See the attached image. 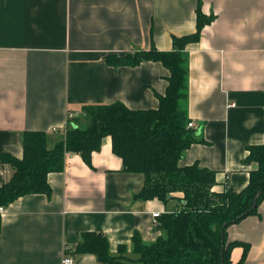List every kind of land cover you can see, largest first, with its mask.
Listing matches in <instances>:
<instances>
[{
  "label": "crops",
  "instance_id": "0c3cea01",
  "mask_svg": "<svg viewBox=\"0 0 264 264\" xmlns=\"http://www.w3.org/2000/svg\"><path fill=\"white\" fill-rule=\"evenodd\" d=\"M198 7L213 16L185 48L186 111L201 142L178 166L214 172L216 191H242L256 168L244 164L248 149L264 144V0H0V154L21 159L25 132H45L52 148L68 121L84 123L85 106L157 109L168 70L157 62L114 68L105 57L171 51L173 37L195 32ZM11 174L0 163V186ZM47 182L49 196L20 197L0 213V264H62L64 256L99 264L92 254H74L82 234L105 236L116 254L120 245L129 250L135 232L154 242L153 214L177 206L134 200L144 177L122 170L109 137L89 164L66 155L63 171ZM226 234L249 244L243 264H264V200L258 215ZM241 254L232 250V264Z\"/></svg>",
  "mask_w": 264,
  "mask_h": 264
},
{
  "label": "trees",
  "instance_id": "16d2710c",
  "mask_svg": "<svg viewBox=\"0 0 264 264\" xmlns=\"http://www.w3.org/2000/svg\"><path fill=\"white\" fill-rule=\"evenodd\" d=\"M213 20L196 9L193 34L172 38V50L161 52L154 47L122 56L107 55L105 62L114 68L134 67L143 62L160 63L169 72L164 96H159L155 110H130L121 103L91 105L82 108L83 124L68 121L63 137L48 148L45 132H25L22 157L0 154V163L12 171L0 186V207L16 199L42 194L51 189L47 176L63 171L65 157L78 154L89 164L93 152L109 137L111 150L122 162V170L141 174L142 189L134 200L176 201L173 212L159 215L156 230L160 235L145 243L138 233L131 237L129 250L124 245L116 254L109 250L105 236L84 233L76 245L75 255L92 254L99 264H232L231 252L240 247L237 264H243L249 244L227 240V228L258 215L264 200V144L248 149L244 164H255L247 186L240 192L226 187L214 190L215 173L197 165L179 167L185 150L201 142L194 129L188 128V60L185 48L196 43L204 26Z\"/></svg>",
  "mask_w": 264,
  "mask_h": 264
},
{
  "label": "built area",
  "instance_id": "2783aa9c",
  "mask_svg": "<svg viewBox=\"0 0 264 264\" xmlns=\"http://www.w3.org/2000/svg\"><path fill=\"white\" fill-rule=\"evenodd\" d=\"M234 106H235V105H234L233 103L229 105V107H234ZM67 117H68V118H72V114L69 113V114L67 115ZM187 126H188V128H192V129L195 128V125H194L193 122L188 123ZM3 209H4L3 207H0V213L3 212ZM158 216H159V213H154V214H153V218H154V219H156ZM155 224H156V222H155ZM64 251H65V249H64ZM72 263H73L72 258H70V257H68V256H64V257H63V259H62V264H72Z\"/></svg>",
  "mask_w": 264,
  "mask_h": 264
}]
</instances>
